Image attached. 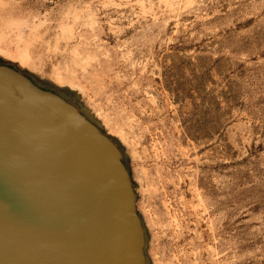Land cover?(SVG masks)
I'll list each match as a JSON object with an SVG mask.
<instances>
[{
  "label": "rangeland",
  "instance_id": "374dc122",
  "mask_svg": "<svg viewBox=\"0 0 264 264\" xmlns=\"http://www.w3.org/2000/svg\"><path fill=\"white\" fill-rule=\"evenodd\" d=\"M0 63L116 143L146 264H264V0H0Z\"/></svg>",
  "mask_w": 264,
  "mask_h": 264
},
{
  "label": "water",
  "instance_id": "95a60500",
  "mask_svg": "<svg viewBox=\"0 0 264 264\" xmlns=\"http://www.w3.org/2000/svg\"><path fill=\"white\" fill-rule=\"evenodd\" d=\"M143 246L116 143L0 63V264H146Z\"/></svg>",
  "mask_w": 264,
  "mask_h": 264
}]
</instances>
